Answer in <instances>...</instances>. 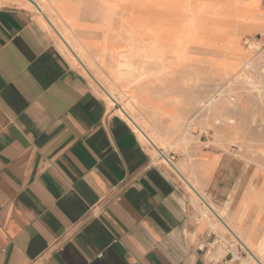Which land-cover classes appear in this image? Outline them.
I'll use <instances>...</instances> for the list:
<instances>
[{
    "label": "crops",
    "instance_id": "0c3cea01",
    "mask_svg": "<svg viewBox=\"0 0 264 264\" xmlns=\"http://www.w3.org/2000/svg\"><path fill=\"white\" fill-rule=\"evenodd\" d=\"M30 6L0 0V264H228L231 256L237 258L229 264H260L201 217V203L165 163L153 161L147 144ZM218 16L247 32L229 57L238 63L234 92L208 115V100L225 83L214 88L220 78L201 76L194 61L186 76H172V100L165 101L172 117L187 120L173 124L178 140L196 135L193 158L216 162L203 187L216 205L226 201L232 188L226 182L234 177V183L248 155L234 142L261 148L264 140V0ZM72 30L78 49L91 55L90 30ZM245 37L257 47L249 51ZM229 116L235 122L212 119ZM176 153V162L188 159L182 149ZM251 160L247 182L264 176L259 151ZM218 174L220 187L212 186ZM255 198L240 186L232 208L240 211V203Z\"/></svg>",
    "mask_w": 264,
    "mask_h": 264
},
{
    "label": "bare ground",
    "instance_id": "6f19581e",
    "mask_svg": "<svg viewBox=\"0 0 264 264\" xmlns=\"http://www.w3.org/2000/svg\"><path fill=\"white\" fill-rule=\"evenodd\" d=\"M20 1L28 7L36 6L41 24L54 33L63 48L80 62L90 82L106 98L108 104L121 105L118 113L147 144L151 155L160 156L161 161L191 192L194 202L201 203V217L213 228L221 226L247 252L248 257L252 259L253 256L260 264H264V176H250L247 182V186L255 191L254 203H240V206L243 205L240 211L232 208L235 193L243 184L246 171L252 163L253 153L259 151L263 158L259 166L264 168V140L261 148L252 142H234L237 151L248 155L244 157L227 202L218 206L203 191L208 183L205 176L211 172L216 162L193 158L190 144L197 139L192 132H187L180 142L188 159L172 162L167 157L168 153L177 151L180 147L179 143L172 141L173 128L164 129L159 121L161 114L170 118V110L162 107L159 102H153L155 98L147 93L142 82L148 78H160L165 86L163 96H159L172 100L168 82L173 75L179 74L182 78L193 71L195 61V72L201 76H218L228 81L226 86L223 83H213L214 88L223 87L208 100L206 109L209 115L222 101V96H231L234 92L232 87L237 80L235 71L238 63L229 57L235 54L237 42L247 33L241 28L223 25L218 21V14L230 8H251L258 0H90L94 9L81 7L79 0H32L34 3L29 0ZM72 27L90 30L89 39L92 44H88L95 50L91 55L78 49L74 41L77 32L69 31ZM249 39L245 37L244 43H254ZM142 88L145 94H137ZM151 104L152 111L148 116L135 114V105L147 107ZM171 119L175 123L184 121L179 115ZM212 119L219 123L235 122L234 116ZM151 121L157 129L164 131L162 135L154 132L151 125L149 129ZM225 150L230 152L229 149ZM231 153L237 155L236 152Z\"/></svg>",
    "mask_w": 264,
    "mask_h": 264
},
{
    "label": "rangeland",
    "instance_id": "374dc122",
    "mask_svg": "<svg viewBox=\"0 0 264 264\" xmlns=\"http://www.w3.org/2000/svg\"><path fill=\"white\" fill-rule=\"evenodd\" d=\"M80 1V6L82 7V6H87V7H89L90 9H94V6H92V4L90 3V0H79ZM231 9V8H230ZM32 10L35 12V10L32 8ZM36 13V12H35ZM36 15H37V13H36ZM113 17V16H112ZM219 21V20H218ZM70 26H72L73 24H69ZM81 26L83 25V24H80ZM79 25V26H80ZM67 26V25H66ZM44 27V26H43ZM46 28V27H45ZM47 29V28H46ZM48 30V29H47ZM49 31V30H48ZM50 32V34L52 35V38H53V40L56 42V44L58 45V47H59V49L62 51V45H61V43H60V41L58 40V38L56 37V35L54 34V33H52L51 31H49ZM248 41H251V39H249ZM250 43V42H249ZM247 41H245V45L247 46V49L249 50V51H251V48H253V47H257V44H254V43H252L251 42V45L249 44ZM249 44V45H248ZM95 51V50H94ZM69 58H70V60L72 59V57L69 55V54H66ZM71 62L73 63V65L75 66V68H77V69H79L82 73H83V75L88 79V80H90L89 79V77H88V75H87V73L85 72V70L81 67V65L79 64V63H77L75 60H71ZM250 66V65H249ZM214 78V77H213ZM215 78H217V76H215ZM142 82H143V84H144V87H145V89L147 90V93H149L153 98H155L154 100H153V102H159V103H161V105H162V107H164L165 109L167 108L168 110H170V113L168 114L169 115V117L170 118H168L167 116H166V114H161V116H160V122H161V125L163 126V128L165 129V128H167V127H172L173 128V130H174V134H173V136H172V140L175 142H178L179 143V141L181 142V140L183 139V138H185L186 137V132H185V135H184V133L183 134H181V136H180V140H178L179 138H178V133H179V129H177V127L176 128H174L173 127V124L174 125H177V123H175V122H172V114H173V111H174V109L171 107L172 105L169 103H166L165 101H168V100H170V99H168V100H165L164 98H161L160 96H163V88H164V86H165V83L163 84L161 81H160V78H148V80H142ZM217 82H220V83H225V86L228 84V81H226V79H224L223 77L222 78H220V79H218V80H216L214 83L216 84ZM168 90H169V94L171 95V97H172V80H170L169 82H168ZM125 90H128V88H125ZM144 89L142 88V90L140 89V90H138L137 91V94H140V93H144L145 94V91H143ZM160 95V96H159ZM103 97V96H102ZM232 97H234L233 95H232ZM104 98V97H103ZM231 98V97H230ZM105 100H106V98H104ZM159 100V101H158ZM164 101V102H163ZM106 102L108 103V101L106 100ZM116 104V105H115ZM115 104H108L109 106H111V107H115L116 109H117V111H118V109L120 108V104L118 103H115ZM153 105L151 104L150 106H147V107H149V108H147L146 106H142V105H135V114L136 115H140V116H143V117H146V116H148L149 114H151V111H152V109H150V107H152ZM176 114V113H175ZM187 113H184V115H186ZM185 121H183V123L182 124H187V120L186 119H184ZM186 122V123H185ZM154 122L153 121H151L150 122V124H149V129H150V125H151V128L152 129H154L153 131L154 132H156V133H159L160 135H162L163 133H164V131H160L159 129H157L155 126H154V124H153ZM180 130L182 131V127H180ZM202 133V132H201ZM249 135V134H248ZM182 137V138H181ZM180 144V147L178 148L179 150H181V143H179ZM193 144L191 143L190 144V150H191V147L193 148ZM233 152V150H231L230 149V152ZM177 151H171L170 153H168L167 154V157L168 158H170L171 159V161H173V162H176L177 161V159H178V155H179V153H176ZM172 156L174 157V158H172ZM153 161H155V162H160V163H163L162 161H161V158H160V156H153ZM247 176L244 178V182H243V184L241 185V188H245L246 186H247ZM220 180H221V174H218V176L216 177V184H213L212 186H217V187H220ZM233 180H234V177H231L227 182H226V186L228 187V189H230L233 185H234V183H233ZM235 182V181H234ZM180 183L184 186V188L186 189V190H188V188L181 182V180H180ZM243 186V187H242ZM189 191V190H188ZM193 196V195H192ZM227 200H228V197H227V199H226V201L225 202H223V203H217L218 204V206H223L226 202H227ZM232 239V238H231ZM224 242V245L226 246V243H225V241H223L222 240V242L221 243H223ZM232 244L233 245H235L234 247H236V243H235V241L232 239ZM227 250H233V247H231L230 245L229 246H227V249H226V251ZM242 251H244L243 249H241Z\"/></svg>",
    "mask_w": 264,
    "mask_h": 264
},
{
    "label": "built area",
    "instance_id": "2783aa9c",
    "mask_svg": "<svg viewBox=\"0 0 264 264\" xmlns=\"http://www.w3.org/2000/svg\"><path fill=\"white\" fill-rule=\"evenodd\" d=\"M237 256H231L228 260L227 263L229 264L230 262L236 260Z\"/></svg>",
    "mask_w": 264,
    "mask_h": 264
},
{
    "label": "water",
    "instance_id": "95a60500",
    "mask_svg": "<svg viewBox=\"0 0 264 264\" xmlns=\"http://www.w3.org/2000/svg\"><path fill=\"white\" fill-rule=\"evenodd\" d=\"M29 1H31L32 3H34L32 0H29Z\"/></svg>",
    "mask_w": 264,
    "mask_h": 264
}]
</instances>
